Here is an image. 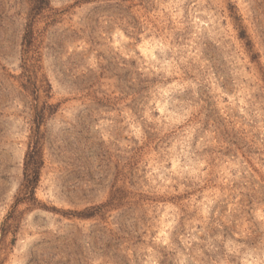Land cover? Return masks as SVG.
I'll use <instances>...</instances> for the list:
<instances>
[{
    "label": "rangeland",
    "instance_id": "1",
    "mask_svg": "<svg viewBox=\"0 0 264 264\" xmlns=\"http://www.w3.org/2000/svg\"><path fill=\"white\" fill-rule=\"evenodd\" d=\"M0 264H264V0H0Z\"/></svg>",
    "mask_w": 264,
    "mask_h": 264
},
{
    "label": "trees",
    "instance_id": "2",
    "mask_svg": "<svg viewBox=\"0 0 264 264\" xmlns=\"http://www.w3.org/2000/svg\"><path fill=\"white\" fill-rule=\"evenodd\" d=\"M33 150H34V152H36V151L38 150L37 145H34V146H33Z\"/></svg>",
    "mask_w": 264,
    "mask_h": 264
}]
</instances>
